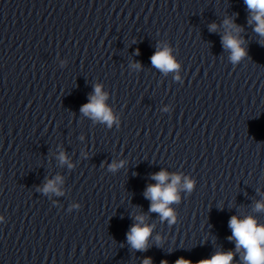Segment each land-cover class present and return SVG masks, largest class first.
Wrapping results in <instances>:
<instances>
[{
  "label": "water",
  "instance_id": "water-1",
  "mask_svg": "<svg viewBox=\"0 0 264 264\" xmlns=\"http://www.w3.org/2000/svg\"><path fill=\"white\" fill-rule=\"evenodd\" d=\"M254 14L245 0H0V264H244L231 217L264 225ZM164 48L177 69L152 65ZM97 85L110 127L80 111ZM160 171L181 177L173 222L144 195ZM138 216L146 250L127 240Z\"/></svg>",
  "mask_w": 264,
  "mask_h": 264
},
{
  "label": "clouds",
  "instance_id": "clouds-1",
  "mask_svg": "<svg viewBox=\"0 0 264 264\" xmlns=\"http://www.w3.org/2000/svg\"><path fill=\"white\" fill-rule=\"evenodd\" d=\"M245 3L249 10L255 13L252 17V19L256 21L255 31L261 36H264V0H245ZM224 23L229 25L231 21L225 20ZM215 28V24L210 26L211 31H214ZM222 44L225 48L231 50L230 59L233 63H237L246 55L245 50L240 46L241 41L230 34H226L222 37ZM151 62L154 67L163 72L173 71L178 67L168 48L157 51L151 57ZM136 66L139 67V65ZM106 98V94L101 91V86L97 85L94 89V95L90 97V102L83 105L80 111L84 115L90 116L93 120L106 122L110 127L114 117L111 110L105 104ZM59 159L61 163L66 162L63 153L60 154ZM116 167V164L111 165L113 170ZM59 179L60 178L57 177V180ZM152 179L156 180L157 183L149 185L144 193L145 197L151 201L150 211L159 213L162 220L168 219L170 222H173V212L169 210V205L177 202L179 199L177 195V185L180 183L181 177L179 175H172L171 183H166L169 179V174L166 171H160L155 173ZM184 188L191 191L193 182L185 178ZM44 191H57L55 182L49 181ZM57 194H59L58 191ZM256 210H264V204L257 203ZM136 220L138 223L131 227L127 234V240L132 248L136 250H146L152 227L144 224L143 216L136 217ZM229 227L232 230V236L229 237V239H235L236 251L239 252L243 249V256L241 259L244 264H264V225H258L253 217H246L241 220L237 216H233L229 221ZM233 255L232 252L216 253L211 259L203 260L200 264H231ZM143 264H151V259H145ZM176 264H190V262L180 259Z\"/></svg>",
  "mask_w": 264,
  "mask_h": 264
}]
</instances>
